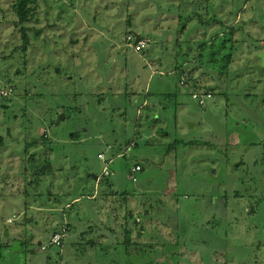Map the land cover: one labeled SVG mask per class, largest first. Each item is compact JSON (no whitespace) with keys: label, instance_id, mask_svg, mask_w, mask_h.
Returning a JSON list of instances; mask_svg holds the SVG:
<instances>
[{"label":"rangeland","instance_id":"1","mask_svg":"<svg viewBox=\"0 0 264 264\" xmlns=\"http://www.w3.org/2000/svg\"><path fill=\"white\" fill-rule=\"evenodd\" d=\"M9 1L0 264H264V0Z\"/></svg>","mask_w":264,"mask_h":264},{"label":"trees","instance_id":"2","mask_svg":"<svg viewBox=\"0 0 264 264\" xmlns=\"http://www.w3.org/2000/svg\"><path fill=\"white\" fill-rule=\"evenodd\" d=\"M9 3H10V8L12 10V13H13L14 17L16 18L15 21L13 22V24L19 30V33L21 35V40H22V48L24 50L26 45H27V43H28L27 28L25 27V24L27 22H29V19L33 15V11L35 9L36 1L35 0H10ZM196 19H197V21H199V22H201L203 24H212V23H214V20L211 19V18H209V19L205 18L204 19V18L201 17V18H196ZM139 38H141V37H139ZM213 40H214V37L211 38L207 42H203L202 41V43L198 44L199 48L203 50V46L204 47L207 46V45L211 46V44L214 43ZM187 42H189V40ZM224 42H226V40ZM219 47L223 48L224 44L220 45ZM215 54H216V52L215 53L214 52L211 53V55H215ZM178 55H180V54H178ZM230 57H231V55H225L220 60H222V61L224 60L225 64H227V61L229 62ZM178 72L180 73V77H179L180 79L178 80L179 84H187L189 81L191 82V80H192L193 81V86H195V88L199 87V86H197V83H196L197 80L194 81L193 78L191 77L192 76L191 71L190 72L189 71L186 72V70L183 69V64H179V65L177 64V66H175L174 73L177 74ZM204 90H205L206 96L209 97V95L212 93V88L204 87ZM194 94L197 95V97L199 98L198 94H196V93H194ZM199 99H201V98H199ZM199 99H198V101H199ZM135 166H139L140 170L142 169V167L139 164L134 165L132 169H134ZM131 170H130V174L132 173ZM61 230L58 229L57 231H55L52 234V236L54 234H56V233H59V234L63 235V238H62L59 246H61L62 241H63V239L65 237V232L64 231L61 232ZM125 243L127 244V246H128L127 248L128 249L131 248V246H133L135 244V243L130 242L129 237H128V233L126 235V242ZM50 245H53V244L50 243Z\"/></svg>","mask_w":264,"mask_h":264},{"label":"built area","instance_id":"3","mask_svg":"<svg viewBox=\"0 0 264 264\" xmlns=\"http://www.w3.org/2000/svg\"><path fill=\"white\" fill-rule=\"evenodd\" d=\"M125 42H126V44L129 47H133V50L136 51V52H140V51L144 50L147 47V41L144 40V39H142V38H139V37H138V39H135V38H133L131 36H127L125 38ZM9 92H10V90L2 89L0 95L6 96ZM192 97L194 99H198L197 95H195V94ZM206 97H208V96H206ZM198 102H199L200 105H203L204 104V100H202V99H199ZM97 158L104 159V157H103L102 154H99L97 156ZM104 162H105V165L102 168V175L104 177L110 176L111 175V171L107 167V164L106 163L111 162V160H108L107 162H106V160H104ZM139 170H140V167L139 166H135L134 169L131 170L132 173L130 174V177L133 175V173H135V172H137ZM134 180H135V178L132 177V181H134ZM62 238H63V235L62 234L56 233V234H54L51 237L50 243L53 244V245H55V246H59Z\"/></svg>","mask_w":264,"mask_h":264},{"label":"water","instance_id":"4","mask_svg":"<svg viewBox=\"0 0 264 264\" xmlns=\"http://www.w3.org/2000/svg\"><path fill=\"white\" fill-rule=\"evenodd\" d=\"M134 38H135V39H138V36L135 35ZM260 58H261V65H259L258 69H260V67H261L262 65H264V56H263V55H260ZM179 77H180V73H177V74H176V80H179ZM44 168L47 169V170H49V171H52L50 165H48V164L44 165ZM91 176H92L93 178H96V176H94V175H91ZM24 220H25V219H24ZM19 246H20V243L17 242V241H14V242L12 243L11 248H12V250H16V248L19 247Z\"/></svg>","mask_w":264,"mask_h":264},{"label":"clouds","instance_id":"5","mask_svg":"<svg viewBox=\"0 0 264 264\" xmlns=\"http://www.w3.org/2000/svg\"><path fill=\"white\" fill-rule=\"evenodd\" d=\"M139 37V36H138Z\"/></svg>","mask_w":264,"mask_h":264}]
</instances>
